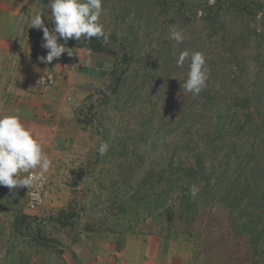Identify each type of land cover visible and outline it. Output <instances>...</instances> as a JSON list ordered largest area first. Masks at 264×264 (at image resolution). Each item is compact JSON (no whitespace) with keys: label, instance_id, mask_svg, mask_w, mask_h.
<instances>
[{"label":"rangeland","instance_id":"1","mask_svg":"<svg viewBox=\"0 0 264 264\" xmlns=\"http://www.w3.org/2000/svg\"><path fill=\"white\" fill-rule=\"evenodd\" d=\"M206 1L214 0H103L100 23L108 41L101 39L111 52L99 55L101 60H111L110 68L105 82L91 87L82 111L89 145L80 154L74 172L69 171L72 179L68 178L67 185L73 189L65 196L71 194L72 198L63 207L43 202L30 210L26 208L25 187L7 192L0 203V264H80L75 248L109 235L169 234L164 205L168 202L163 199L172 183L159 178L171 171V164L192 158L194 149L210 145L204 137L214 130L219 108L214 98L205 104L203 93L215 96V90L221 91L225 98L220 104L225 105L234 90L252 91L264 80V0H258L261 9L257 15H224L226 25L217 31L215 23L209 26L203 19ZM11 2L21 9V30L17 41L0 42V117L18 115L21 119L20 92L39 84L45 69L38 68L41 64L31 57L34 28H29V14L42 13L51 30L54 24L50 3L41 0H0V20L13 21L7 13ZM173 25L183 31V43L169 38ZM37 30L43 35L42 29ZM184 50L202 52L208 77L212 73L198 96L181 87L190 64L189 57L183 67L177 66ZM234 73V83L226 80L225 76ZM120 74L119 90L111 93L109 85ZM105 141L109 150L101 157L97 148ZM179 183L188 186L186 178ZM200 202L208 203L203 198ZM21 211L26 217L16 225ZM60 217L71 219L63 222ZM198 218L193 232L190 227L181 236L178 225L174 234L166 237L190 246L193 264H215V250L209 246L205 253L198 246L200 237H207L211 228L212 235L227 236L229 241L224 243L237 248L239 264H253L244 259L248 250L244 239L241 242L228 234L230 224L224 223L218 230L215 223L220 217L216 214L204 212Z\"/></svg>","mask_w":264,"mask_h":264},{"label":"trees","instance_id":"2","mask_svg":"<svg viewBox=\"0 0 264 264\" xmlns=\"http://www.w3.org/2000/svg\"><path fill=\"white\" fill-rule=\"evenodd\" d=\"M41 1L44 4L50 3V0ZM258 2V0H214L212 3L206 1L203 4V19L209 26L215 23L217 31L226 25L224 15L232 13L237 14L239 18L257 15L261 9ZM37 32L40 34V31ZM58 42L65 43L63 39ZM66 45L84 47L97 52H111L103 39L96 37L91 40L82 38L79 41L73 38L68 40ZM34 50L33 48L31 57ZM124 59L127 60V53L124 54ZM211 76L212 73L209 77ZM236 77L235 73L225 76L226 80H232V83ZM122 81V74L117 75L109 85L110 92H118ZM203 94L205 104L208 105L214 98V103L219 108L214 130L204 137L210 145L194 149L195 155L192 158L180 161L179 165L171 164V171L168 169L167 174L162 173L159 178L166 177V183L170 180L172 183L165 189L163 199L168 202V205L164 204L170 224V227H167L168 233L173 235L178 225L181 236L183 232L188 233L190 227L193 232L201 213L216 214L220 218L215 223V229L222 230L223 227L220 225L230 224L228 234L238 237L241 242L244 239L243 243L248 249L244 259H249L253 264H264V80L252 91L234 90L230 94V101L225 105L220 104L225 98L221 91L215 90V96L210 93ZM213 134L215 138L211 140ZM229 170H233L234 175H230ZM181 178L188 180L187 187L179 186ZM192 185L199 188L194 198L188 191ZM14 189L0 185V203H4L5 194ZM175 191L176 195L171 197V193ZM201 198L208 203L200 202ZM24 217L26 216L22 211L18 213L16 225L24 222ZM70 219L60 217V221L63 222ZM178 222L179 224H176ZM219 222L222 224L218 225ZM211 229L214 232V229ZM211 229L208 230L207 237H200L198 246L204 248L205 253H208L210 248L215 250V264H235V261L239 264L241 255L236 252L237 248L228 247L224 243L229 241L226 239L227 236H220V233L212 235ZM169 234L166 237H169ZM220 243L223 245H219ZM209 246L211 247L207 250Z\"/></svg>","mask_w":264,"mask_h":264},{"label":"crops","instance_id":"3","mask_svg":"<svg viewBox=\"0 0 264 264\" xmlns=\"http://www.w3.org/2000/svg\"><path fill=\"white\" fill-rule=\"evenodd\" d=\"M12 2L7 13L13 17V21L0 20V42L5 44L17 41L21 30L18 20L21 9L15 6L16 2ZM38 34L34 28L31 33V55L34 48L32 58L36 64L42 65L38 67L41 69L48 66L39 60L40 56L47 55V50L41 47L43 35ZM66 47L71 48L74 55L69 56L66 52L55 59L57 81L54 86L44 87L39 82L20 92L22 117L24 114L21 121L35 134L52 161L46 172L50 183L43 201L44 205L50 207L66 206L72 198L71 194L65 196L73 189L67 185L71 177L69 171L74 172L80 154L85 153L88 150L85 149L86 145H89L86 142L88 134L83 128L82 111L91 95V87L105 82L111 61L106 57L101 60L97 51L79 46ZM75 253L80 264H193L190 246L158 234H113L86 246H77Z\"/></svg>","mask_w":264,"mask_h":264},{"label":"clouds","instance_id":"4","mask_svg":"<svg viewBox=\"0 0 264 264\" xmlns=\"http://www.w3.org/2000/svg\"><path fill=\"white\" fill-rule=\"evenodd\" d=\"M103 0H50L51 21L54 28L50 30L44 23V15L40 12L29 14V28L43 30L41 47L47 50L46 56H40L41 63L50 64L53 60L66 53L74 55L71 48L66 47L70 39L91 40L93 37L103 38L105 35L100 17L103 13ZM169 38L177 44L183 43L185 35L175 25L169 29ZM63 39L65 43L58 41ZM190 57L187 79L181 84L183 91L198 96L206 87L208 70L206 58L200 51L180 52L177 66L183 67ZM50 77V76H49ZM109 150L108 143L102 142L97 148L98 154L103 157ZM52 161L43 150V146L35 134L27 128L18 115L0 117V185L10 189L26 187L33 198L44 181V173L48 172ZM39 169L38 172L34 170ZM27 173L28 175H22ZM188 191L194 198L199 192L196 185Z\"/></svg>","mask_w":264,"mask_h":264},{"label":"built area","instance_id":"5","mask_svg":"<svg viewBox=\"0 0 264 264\" xmlns=\"http://www.w3.org/2000/svg\"><path fill=\"white\" fill-rule=\"evenodd\" d=\"M55 64H56V62H55V60H53L40 73L39 82L42 86L51 87V86L55 85V83H56V75H55V71H54ZM34 172H38V171H34ZM44 177H45L44 181L41 183L39 189L37 190L36 198H33L31 193L28 194L29 190L25 187L26 188V194H27V199H26V208L27 209H30V210L36 209L43 203L47 187L50 183V178L46 173H44Z\"/></svg>","mask_w":264,"mask_h":264}]
</instances>
